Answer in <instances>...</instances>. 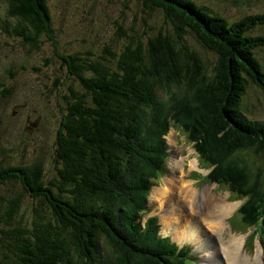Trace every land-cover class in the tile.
Here are the masks:
<instances>
[{
	"label": "trees",
	"instance_id": "16d2710c",
	"mask_svg": "<svg viewBox=\"0 0 264 264\" xmlns=\"http://www.w3.org/2000/svg\"><path fill=\"white\" fill-rule=\"evenodd\" d=\"M1 1L0 31L40 50L32 37L49 27L48 0ZM136 6L170 26L175 36L145 24L146 43L132 30L131 36L123 33L127 45L118 54L71 62L75 75H70L83 92L64 100L51 176L40 162L29 164L9 151L0 156V264H111L101 239L132 264L194 261L186 246L160 239L147 200L156 182L153 173L165 175L169 157L160 138L168 121L161 95L190 81L197 83L196 93L180 107L186 109L182 114L205 121L201 130L186 131L211 127L206 140L190 134L211 165L207 178L247 198L240 211L254 224L250 191L258 179L245 162L264 163V121L246 114L245 99L253 87L264 95V65L258 58L264 13L233 22L195 0H136ZM193 44L221 59L217 76L202 78ZM153 121L146 133L145 125ZM230 157L246 161L239 168L231 166L236 160ZM258 206L264 209V197ZM260 220L264 223V214Z\"/></svg>",
	"mask_w": 264,
	"mask_h": 264
},
{
	"label": "rangeland",
	"instance_id": "374dc122",
	"mask_svg": "<svg viewBox=\"0 0 264 264\" xmlns=\"http://www.w3.org/2000/svg\"><path fill=\"white\" fill-rule=\"evenodd\" d=\"M195 1L211 5L216 12H222L233 22L251 14L264 12V0ZM0 3L4 4L1 0ZM48 7L51 16L49 27L42 36L32 37L39 44L40 50L0 31V156L2 153L6 155L9 151L16 159L24 158L29 164L40 162L44 166L43 172L51 176L56 136L59 125L66 115L64 100L71 101V93L83 92L74 76L71 62L79 59H87L89 62L101 61L102 58H109L108 53L118 54L127 45L126 39L122 38L123 33L131 36L132 30L137 32L146 43L148 37L144 34L150 32L145 24L156 29L163 27L166 32L170 30L172 36L175 34L170 26L163 24L161 20H157L158 18L149 19L143 13L145 10L136 6V0H48ZM193 49V53L201 59L198 66L203 69L199 71L203 72L202 78L208 80L217 76V70L221 68V59L199 45L193 44ZM79 55L85 58H80ZM61 58H65L66 62L64 63ZM258 58L264 65V50L259 52ZM11 75L12 79H10ZM196 88L197 83L190 81L188 84L173 85L161 95V106L167 114L168 121L161 129L160 138L166 141L171 156L166 175L156 174V171L153 173L158 184L153 187L148 199L152 201L154 213L160 217L159 222L166 220L169 212L172 211L171 206L175 205L174 213L177 216H184L193 225V232L196 234L193 239L197 240V236L203 240L209 238L217 247L218 237L208 234L197 216H191L188 210L178 207L183 205L181 196L170 187V183L180 184L185 181L188 184L192 183L197 190L210 188L213 194L225 197L234 205L226 219L227 232L241 235L242 251L253 258L256 257L260 247V264H264V244L256 238L261 236L260 231L258 230L252 239L248 238L258 228H264V223L257 226L264 214V209L258 206L260 197H264V163H260L261 160L253 163L254 158L247 159L250 161L253 176L258 179L255 190L250 191L254 196L253 225L257 227L253 225L250 227L245 220V213L237 212L247 198L232 194L228 186L220 185L205 177L210 172L211 165L200 156L197 144L190 139L192 131H186V128L192 130L194 127L201 130L205 125L202 116L182 114L186 109L182 110L180 107L184 98L196 93ZM2 96L5 98L2 99ZM246 96V114L252 119L264 121L262 92L253 87L248 90ZM198 100L192 99V102ZM154 125V121L147 123L144 131L150 133ZM174 126H177L175 130ZM210 130L211 127L208 126L197 134L201 139L206 140L209 138ZM233 159L236 161H233L231 166L239 168H242L241 163L246 161L237 157H230L229 161ZM128 203L131 201L128 200ZM179 228L181 227L175 228L174 232L177 233ZM101 242L105 255L111 259V264H132L133 261L123 258L111 243L105 239H101ZM187 248L192 250L191 247ZM213 248L215 246L210 244L209 250ZM196 251L195 249V253L200 252L201 255L200 264H205L202 261L204 253ZM195 256L199 255L195 254ZM221 259L225 264L222 255ZM190 264L196 262L192 261Z\"/></svg>",
	"mask_w": 264,
	"mask_h": 264
},
{
	"label": "bare ground",
	"instance_id": "6f19581e",
	"mask_svg": "<svg viewBox=\"0 0 264 264\" xmlns=\"http://www.w3.org/2000/svg\"><path fill=\"white\" fill-rule=\"evenodd\" d=\"M257 121H259V119H257ZM195 132H192V134L197 136V133ZM246 152L250 155L249 149H247ZM249 162L250 161L247 160L246 164L249 165ZM191 164L193 166V162ZM170 187L177 191L181 196L183 205L181 204L178 207L188 210V213L191 216H197L205 231L211 236L216 235L218 237V248L209 238L208 240H203L197 236V240L193 239L196 235L193 232V225L188 222L189 220L184 216H177L174 213L176 210L175 205L171 206L172 211L169 212V216L166 217V220L160 222L161 229L158 235L160 239L161 237L170 236L174 242L194 245V251L196 249V252L201 251L204 253L203 259L205 260L202 259V261H204L205 264H223L221 255L224 257L225 264H260V247H258L256 257L253 258L242 251L243 240L240 237L241 235H232L227 232L226 219L232 212L234 205L229 203L225 197L223 198L213 194L210 188L208 189L211 192L206 188L203 190H197L192 183L188 184L185 181L180 182V184L171 182ZM254 195L257 196L255 192ZM182 213L184 214V211H182ZM261 224L262 222L260 220L257 226H260ZM167 227H171L172 229L169 230ZM177 227L181 228L175 233L174 229ZM258 230L259 228L257 231ZM172 241L169 240L170 243H172ZM210 244L213 247L215 246V248L209 250ZM186 249L188 252L190 251L188 248ZM190 254L192 253L190 252ZM200 256L201 255L197 258L200 259ZM192 258H194V255H192Z\"/></svg>",
	"mask_w": 264,
	"mask_h": 264
}]
</instances>
